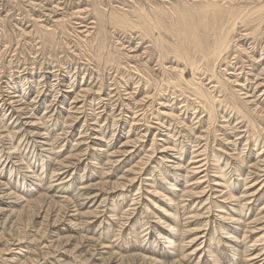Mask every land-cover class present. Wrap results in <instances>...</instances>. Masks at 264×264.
<instances>
[{
  "label": "rangeland",
  "instance_id": "374dc122",
  "mask_svg": "<svg viewBox=\"0 0 264 264\" xmlns=\"http://www.w3.org/2000/svg\"><path fill=\"white\" fill-rule=\"evenodd\" d=\"M203 2L0 0V264H264V24L217 73L255 83L209 92L210 111L174 69L186 31L221 15L207 6L202 27ZM32 171L31 203L8 202Z\"/></svg>",
  "mask_w": 264,
  "mask_h": 264
},
{
  "label": "bare ground",
  "instance_id": "6f19581e",
  "mask_svg": "<svg viewBox=\"0 0 264 264\" xmlns=\"http://www.w3.org/2000/svg\"><path fill=\"white\" fill-rule=\"evenodd\" d=\"M216 1L212 0V1L206 2L204 0V2H203L201 0V2H203V3L206 2V3H205V5L203 6L202 9H199V13L202 14L201 19H200V21L202 20L201 26L204 27V28L208 27V25L205 24L206 22L203 20L204 17H206L207 14L209 13V11L207 13V10L209 9V8H207V6L210 7V8L212 7L214 10H215V8L216 9L218 8L220 11L222 10L221 15L219 17H217V18H216V16L213 17V18H216V21H215L214 25H212L213 27H210L212 33L208 34L209 33L208 32L207 36H206V34H203L205 32H202V34H203V36H202L200 33H201V30H203V29H201L200 33H199L202 36V38H201L199 35L195 34V32L192 31V33H190V31L187 30L186 31V39L185 40H187L188 44L187 45L182 44L184 47H181V48H183L181 50H179V49L174 47L175 48L174 49V51H175L174 54L176 53V56H178V60L181 59L179 57L183 56L185 58V61H187V62H183L181 60V62H183L184 65L180 66V68H179V66L174 67V69H177L178 72L180 73V76L184 77V74L186 72L187 67L190 66L192 68V71H194V73H196V75H198L197 79L199 81L197 83V85H196L194 80H193V82L196 85V87H195L194 91L192 90V92L196 93L199 101L203 104L204 107H206V108L209 107L208 110H210V111L215 109V107H216L215 104L216 103L214 105L211 103L212 98L210 97L209 92L212 93L213 91L218 90V89H220V92H222V89L224 90V92H232V91H230L231 90L230 89V83L231 82L234 85H237V86L241 87L239 89V90H241V92H242V90H246V91L248 90V92H249L250 85H253V83H255L254 81L250 80V76L248 77V73H246L245 70H242V69L239 72H235L237 74L231 75V76H233V78L236 77V79H234L232 81L230 80V78L226 77L227 78L226 79V78H224L222 76L227 71V69H226V71L224 73H221L222 75L221 74H217L219 71L221 72V70H219V69L223 66V64H225L226 60L230 57V54H231V52L233 50V47H237V49H239V48L244 49V46L242 44L244 42V39L245 40L246 39L247 40H249V39L255 40L254 41L255 43L257 41H261L262 39H264V37H262V39L255 37V35H257L259 33V30L262 31L261 26L264 24V0H250V2H245L244 0L243 1L242 0H236V2H235V3H237L236 5H234L232 3L233 6L230 5V6H227V7L225 5H224L225 7L221 6L222 3L219 4V1H217V2ZM224 3H227V2H224ZM184 6H185V4H184ZM257 7L260 8V10H261L260 12H258L255 9ZM174 10H177V9H174ZM220 11H219V13H220ZM257 13H259V16L255 17ZM157 14H155V15H157ZM213 14L215 15L214 11H213ZM209 15L211 16V14H209ZM251 15L254 16L252 19L249 18ZM136 16L138 18H140V13L138 12L136 14ZM172 18H174V17H172ZM209 18H211V17H209ZM102 19L103 20L104 19L105 20H109L111 23H114L116 26H120V27L137 26L138 28H141L145 32H151L152 31L151 27H153V24H149L147 22H143V23H139L138 24L137 22L131 20L130 16L126 15L125 13H117V12H115V13H111L108 17H105V15L103 14ZM176 20H177V18H176ZM148 22H150V21H148ZM175 22L177 23V21H175ZM208 22H209V20H208ZM157 24L159 25L158 22H157ZM164 24H165V22H164ZM179 24H178V26H179ZM238 24H244L246 26H249L250 29L252 30V33L245 32L243 34L242 32H239L238 31L239 27L237 26ZM209 26H211V25L209 24ZM153 28L157 29V25L154 26ZM208 28H207V30H208ZM166 29H168V28H166ZM193 29H194V27H193ZM183 32H184V30H183ZM205 37H206V39H205ZM200 38L203 39V40H201ZM172 39L174 40V38H172ZM166 41L168 42V40H166ZM175 44H176V42H175ZM253 47H255V46H253ZM169 49H171V48H169ZM166 52H171V51L170 50H166V51L161 52L159 54V57L162 60L164 58L169 57V56H167V54H170V53H166ZM198 58H200V60H203L202 61L203 64L200 67L198 66L199 64L197 65V62H199L200 60L199 61H195ZM168 69H169L168 67L163 68L164 72H167ZM209 71H211L212 73L214 72L213 76H211L209 74ZM227 74H229V73H227ZM202 75H204V76L205 75H209V76H211L212 78L215 79L214 81H212L211 78H209V82L207 83L208 85L212 84L213 82H217L216 85L212 84L211 86L208 87L203 82V78L199 77V76H202ZM252 78H254V80L256 81V85H255L254 90L257 89L258 87L264 85V67L261 68L258 73L252 75ZM197 79H195V81H197ZM221 80H223V81H221ZM242 80H243V82H242V84H240V82ZM227 86H229V87H227ZM216 101H217V104H218V100H216ZM221 102H223V101L221 100ZM219 104H221V103H219ZM4 136H9V134L4 135ZM177 146H179V145H177ZM14 147H15V145L12 146V148H14ZM16 150L17 149L15 148L14 152H17ZM0 155L2 156V152L0 153ZM194 162H197V161H194ZM224 163H225V161H224ZM197 167H198V169H196ZM197 167H195V168L193 167L192 168V170H193L192 172L193 173H195V172L199 173L200 172V171H197V170H199L201 166L198 165ZM219 168H221V167H219ZM229 169L230 168H225V165H223L221 170H222V172L225 175H227V173H229ZM30 174H32V176H31L32 180H31V183L27 185L29 187L28 189H26L25 187L21 188V189H18L19 193L15 192V196L14 197H12L13 196L12 195V191L10 190L9 186H7V188H9V189H6V190L3 191L4 198H9L10 200H11V198H13V200H14V201H8V202H16V203L24 204L23 206H28L31 203V201H29L28 197L31 196L32 189L38 190V186L43 183L45 175L41 176L39 174H36L34 171H32ZM50 177H55V176L52 175ZM35 185H37V186H35ZM245 210L246 209H244V211ZM235 221L238 222V223L241 222V221H239V219H237ZM172 243H174V241H172ZM175 247L176 246L173 245V248H175ZM246 247H247V250H252V249L257 248L253 244H250V245H248Z\"/></svg>",
  "mask_w": 264,
  "mask_h": 264
}]
</instances>
